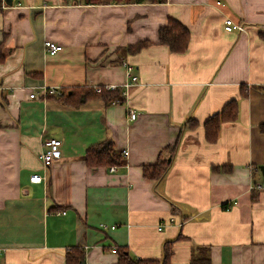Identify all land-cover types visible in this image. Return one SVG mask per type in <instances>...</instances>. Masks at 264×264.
I'll list each match as a JSON object with an SVG mask.
<instances>
[{"label":"crops","instance_id":"1","mask_svg":"<svg viewBox=\"0 0 264 264\" xmlns=\"http://www.w3.org/2000/svg\"><path fill=\"white\" fill-rule=\"evenodd\" d=\"M227 17L246 30H225ZM171 18L190 32L182 53L159 42ZM0 47V264H67L72 248L82 264H122L121 248L162 260L170 241V264H264V0H0ZM113 84L122 102L44 94ZM233 99L236 120L207 139L205 122ZM50 137L62 158L45 168ZM106 139L128 152L114 171L85 160ZM158 160L166 174L146 177Z\"/></svg>","mask_w":264,"mask_h":264},{"label":"trees","instance_id":"2","mask_svg":"<svg viewBox=\"0 0 264 264\" xmlns=\"http://www.w3.org/2000/svg\"><path fill=\"white\" fill-rule=\"evenodd\" d=\"M165 0H83L84 3L110 4V3H130V2H164ZM190 40L189 29L176 19H169L168 24L159 29V42L168 46L176 53H182L188 49ZM149 42L142 41L128 47L135 52L148 45ZM6 56L0 47V60ZM98 91L95 87L76 86L66 89L60 98L68 103L78 106L89 98L97 97L106 103L122 102L124 100L123 90L117 86L115 89H108L107 86H101ZM245 92V91H244ZM238 116V102L236 99L229 101L223 109L211 116L204 124L205 136L211 141L218 138L222 124L235 121ZM122 151L118 150L112 139H106L87 149L85 160L90 166H123L125 158ZM169 160H158L154 164L145 165L143 173L148 178L160 179L169 168ZM173 242L164 244V256L162 260H135L129 256L125 248L118 249L120 254V263L122 264H170ZM67 264H82L84 262V250L81 248H72L66 255ZM191 264H210L207 257L193 260Z\"/></svg>","mask_w":264,"mask_h":264},{"label":"built area","instance_id":"3","mask_svg":"<svg viewBox=\"0 0 264 264\" xmlns=\"http://www.w3.org/2000/svg\"><path fill=\"white\" fill-rule=\"evenodd\" d=\"M66 1L71 3V4H77V3L83 2V0H66ZM224 28H225V30L230 31V32H232V31L242 32V31L246 30V27L244 26V24H242V22H235L230 17H227L225 19ZM45 46H46V48L50 54H56L60 50H62V48H63L62 44H59V43L51 41V40H46ZM125 66H126V74L128 77L127 84L130 85L132 83H137L139 81V76L135 72V66L130 64V63H126ZM107 88L108 89H115V88H117V86L113 84V85L107 86ZM44 89H45L44 90L45 95L61 96L64 94V91H63L64 89L62 87L50 86V87H46ZM97 90L100 91L101 88L98 87ZM36 96L37 95L34 92L30 94L31 98H34ZM136 117H137V114L135 112L130 111V118L133 120ZM62 144H63L62 140L60 138H56V137H50L44 142L45 150L41 153L40 157L42 160V164L45 168L50 167L54 162H56L62 158V150H61ZM127 153H128L127 151H124L125 155H127ZM110 170L111 171L117 170V166H111ZM30 180L32 182L38 183V182H41L43 180V176L39 173H34L31 175ZM258 188L264 192V182L259 184ZM101 227L106 228L107 225L101 224ZM111 227L114 228L115 226H111ZM159 229L160 230L162 229V225L159 226Z\"/></svg>","mask_w":264,"mask_h":264}]
</instances>
